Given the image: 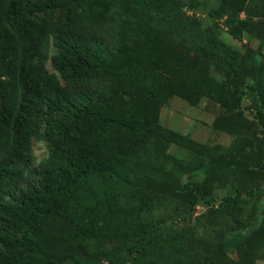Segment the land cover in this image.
I'll return each mask as SVG.
<instances>
[{
  "label": "trees",
  "instance_id": "16d2710c",
  "mask_svg": "<svg viewBox=\"0 0 264 264\" xmlns=\"http://www.w3.org/2000/svg\"><path fill=\"white\" fill-rule=\"evenodd\" d=\"M217 1L210 15L233 39H258L260 53L245 56L202 28L187 13L196 0H0V264L264 260V180L255 174L264 140L244 136L251 126L238 96H261L264 128V0ZM174 97L226 107L216 127L236 140L220 151L164 127L160 109ZM37 138L48 155L35 165ZM248 149L232 196L191 181L169 186L170 164L191 177ZM201 200L207 210L193 218ZM244 245L253 260L230 261Z\"/></svg>",
  "mask_w": 264,
  "mask_h": 264
},
{
  "label": "rangeland",
  "instance_id": "374dc122",
  "mask_svg": "<svg viewBox=\"0 0 264 264\" xmlns=\"http://www.w3.org/2000/svg\"><path fill=\"white\" fill-rule=\"evenodd\" d=\"M189 1L190 0H183L185 3H189ZM196 1L200 3V6L187 13L188 16L199 18L202 28L211 29L221 40L237 48V50L241 51L245 56H252L253 53L258 54L260 53L259 51H262L263 46L258 39L246 33L243 36L242 42L235 40L228 33L224 21H218L210 15V11L219 5L217 0ZM242 16H244V14H242ZM253 18H255V21H258L263 17L261 15H255ZM184 56V63H187L188 60H191L193 52L188 50L184 53ZM47 69L51 74L56 73L53 69L51 60L48 61ZM62 84H64L63 81ZM239 95H242V100L241 103H239V106L243 109L244 117L251 126L247 130V134L244 136L250 137L253 140L262 136V140H264V128L259 125L258 119L255 116L256 109L254 108V105L261 96L251 89L245 90V92L238 94V96ZM235 102L238 104L236 99ZM225 112H227L226 107L217 104L207 97H203L199 102H188L179 97H174L161 107L159 121L164 127L190 137L193 142L198 145H206L224 151V149L228 148L237 138V136L231 135L226 130H219L216 127L217 120L223 119ZM33 144L36 156L35 165H38L40 161L47 157L48 147L43 140L38 138L34 140ZM169 152L174 158H186L185 153H183L181 148L176 145H172ZM251 153L252 150L248 149L244 154L239 153L238 157H234L227 161L225 160V165H227V167H219L217 171L216 168L206 169L195 166L193 168V176L189 177L186 173H181L179 170H176L175 164H170L165 169V174L170 180L169 186L171 187L181 181H191L199 185H204L210 194L222 199L234 194L231 193V187L229 184L230 182L238 181L239 177L244 176V171L246 169L249 170L246 159L248 156L250 157L252 155ZM255 162L263 164L264 160L261 159V161H259L256 159ZM233 168L237 169L236 173H232L231 170ZM227 169L228 172H226ZM255 174L261 180H264V165L258 167ZM205 210H207V206L204 200H201L193 213V218ZM262 224H264V222ZM228 256L230 261L243 260L242 262H246L253 260L255 257V250L249 245H244L241 246L239 250H232L229 252ZM255 264H264V260H256Z\"/></svg>",
  "mask_w": 264,
  "mask_h": 264
}]
</instances>
